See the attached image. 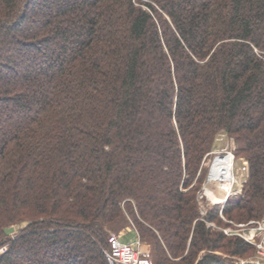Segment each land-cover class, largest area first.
<instances>
[{"label": "trees", "instance_id": "trees-1", "mask_svg": "<svg viewBox=\"0 0 264 264\" xmlns=\"http://www.w3.org/2000/svg\"><path fill=\"white\" fill-rule=\"evenodd\" d=\"M219 132L248 175L201 213ZM219 211L264 213V0H0V264H108L135 224L154 264H234Z\"/></svg>", "mask_w": 264, "mask_h": 264}, {"label": "rangeland", "instance_id": "rangeland-1", "mask_svg": "<svg viewBox=\"0 0 264 264\" xmlns=\"http://www.w3.org/2000/svg\"><path fill=\"white\" fill-rule=\"evenodd\" d=\"M224 135L228 141V148L232 151V153L234 155V162H235L234 173L236 175L237 184L236 185L234 184L232 186L231 192H229L230 193L229 195H233V194L239 193L241 191V187H242L243 183L245 182V180L247 179V175H248V166L247 165L248 164H247V160L242 155V153H237L236 147L234 145L233 137H231L230 135H227L226 133H224ZM211 150L207 153L208 155L203 162V165L206 169V173H205L204 179L202 181L201 187L198 191V201H199V207H200L201 213H204L206 211V209H209L210 207H213L215 205L220 206L222 203H224V201H217L215 199V197L213 195L207 193L206 189H205L206 178H207V175L209 173V169H210L213 157H214V153H212ZM229 195H227V196H229ZM219 215L221 216L223 221H225L226 223L217 225L214 222L206 221V224L208 225V223H210V225H208V226H211L212 228L220 229L227 236H237L240 238H242V237L246 238L247 233L250 229L258 227L256 222H251V223H249V222L252 220L262 219V217L264 216V213H263L262 217L259 219H249V220L243 221V222H236V221H232L230 219H227L221 214L220 211H219ZM25 223H26V221H23L20 224L11 225L10 227L7 228L8 234L10 236L15 235L19 231V229L25 225ZM240 224H242L241 227L239 226ZM135 227H136V224H135ZM128 228H131V227H125V228L121 229V231L128 233ZM224 230H225V232H224ZM137 231H138V229H137ZM111 232H114V231H109V233H111ZM137 233H138L140 239L143 240V242L147 245L148 251L150 253V256H149L150 261L152 264H154L152 261V253H151L150 244L148 243V241L145 238H143L140 235L139 231ZM249 245H251V247H252V252H250V254H248L247 256H244V257H232V261L234 264H241L242 261L243 262H245V261L253 262V260H251V259L254 258L253 257L254 256V247L252 244H249ZM2 248H3V246L0 247V251H2Z\"/></svg>", "mask_w": 264, "mask_h": 264}, {"label": "built area", "instance_id": "built-area-1", "mask_svg": "<svg viewBox=\"0 0 264 264\" xmlns=\"http://www.w3.org/2000/svg\"><path fill=\"white\" fill-rule=\"evenodd\" d=\"M231 192V191H230ZM256 222L258 227L248 231L243 238L254 247L253 263L264 264V216ZM210 225V223H208ZM240 227L242 224L239 225ZM128 233L123 231L111 232L108 236V247L104 251L108 264H152L147 245L140 239L134 226H129ZM225 232V230H224ZM247 261L241 264H246Z\"/></svg>", "mask_w": 264, "mask_h": 264}, {"label": "bare ground", "instance_id": "bare-ground-1", "mask_svg": "<svg viewBox=\"0 0 264 264\" xmlns=\"http://www.w3.org/2000/svg\"><path fill=\"white\" fill-rule=\"evenodd\" d=\"M211 151L214 157L206 178L205 189L217 201H223L232 190V186L237 184L234 155L228 148V141L223 132L215 135Z\"/></svg>", "mask_w": 264, "mask_h": 264}, {"label": "water", "instance_id": "water-1", "mask_svg": "<svg viewBox=\"0 0 264 264\" xmlns=\"http://www.w3.org/2000/svg\"><path fill=\"white\" fill-rule=\"evenodd\" d=\"M246 264H256V263H253V262H246Z\"/></svg>", "mask_w": 264, "mask_h": 264}]
</instances>
